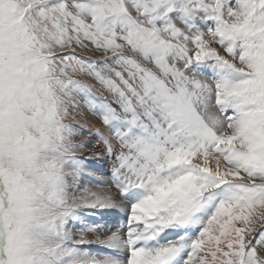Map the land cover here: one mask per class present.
Masks as SVG:
<instances>
[{
	"label": "snow or ice",
	"instance_id": "6c2138e0",
	"mask_svg": "<svg viewBox=\"0 0 264 264\" xmlns=\"http://www.w3.org/2000/svg\"><path fill=\"white\" fill-rule=\"evenodd\" d=\"M0 264H264V0H0Z\"/></svg>",
	"mask_w": 264,
	"mask_h": 264
},
{
	"label": "bare ground",
	"instance_id": "6f19581e",
	"mask_svg": "<svg viewBox=\"0 0 264 264\" xmlns=\"http://www.w3.org/2000/svg\"><path fill=\"white\" fill-rule=\"evenodd\" d=\"M83 107V106H81ZM86 111V110H85ZM88 116H89V119L93 122V123H97L98 124V119L96 117H93L90 113H88ZM91 160L93 161V167L94 168H97V162H98V165H99V168L102 167L103 171H100L98 173V176L100 179H103V180H108L109 179V176L108 174L105 172V170L107 169L108 165L107 164H103V161L102 159H99L95 156L91 157ZM106 166V167H105ZM86 183L89 184V186H93L95 187V184L96 182L95 181H87Z\"/></svg>",
	"mask_w": 264,
	"mask_h": 264
},
{
	"label": "rangeland",
	"instance_id": "374dc122",
	"mask_svg": "<svg viewBox=\"0 0 264 264\" xmlns=\"http://www.w3.org/2000/svg\"><path fill=\"white\" fill-rule=\"evenodd\" d=\"M97 168H99V165H98V162H97V166H96ZM106 167V166H105ZM108 168V167H107ZM105 172L107 173V169L105 170Z\"/></svg>",
	"mask_w": 264,
	"mask_h": 264
}]
</instances>
